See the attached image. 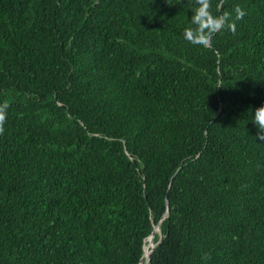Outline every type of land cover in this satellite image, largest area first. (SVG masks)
Returning <instances> with one entry per match:
<instances>
[{
    "label": "trees",
    "instance_id": "16d2710c",
    "mask_svg": "<svg viewBox=\"0 0 264 264\" xmlns=\"http://www.w3.org/2000/svg\"><path fill=\"white\" fill-rule=\"evenodd\" d=\"M193 4L0 0V264H264V0Z\"/></svg>",
    "mask_w": 264,
    "mask_h": 264
},
{
    "label": "clouds",
    "instance_id": "9594fccd",
    "mask_svg": "<svg viewBox=\"0 0 264 264\" xmlns=\"http://www.w3.org/2000/svg\"><path fill=\"white\" fill-rule=\"evenodd\" d=\"M193 7L194 12L190 18L192 26L185 28L182 33L183 39L189 44L193 46H207L214 34L225 29L235 33L236 24L230 12L214 16L209 10L210 0H194ZM234 11L235 20H240L246 15V12L240 7H236ZM6 109L7 105H0V133L4 130L3 126L7 116ZM251 119L258 130V139L264 140V106L257 108L252 113Z\"/></svg>",
    "mask_w": 264,
    "mask_h": 264
},
{
    "label": "bare ground",
    "instance_id": "6f19581e",
    "mask_svg": "<svg viewBox=\"0 0 264 264\" xmlns=\"http://www.w3.org/2000/svg\"><path fill=\"white\" fill-rule=\"evenodd\" d=\"M153 222H154V221H153ZM158 233H159V227H155L153 237L147 239L146 244H144V245H145V247H144V254L142 255V256H143V260L146 259L147 255H148V252H149V249L152 247V244H153L152 239L154 238L155 234H158ZM160 233H161V232H160ZM153 240H154V239H153ZM158 241H159V240H158ZM160 242H161V241H160ZM154 244H155V243H154Z\"/></svg>",
    "mask_w": 264,
    "mask_h": 264
},
{
    "label": "water",
    "instance_id": "95a60500",
    "mask_svg": "<svg viewBox=\"0 0 264 264\" xmlns=\"http://www.w3.org/2000/svg\"><path fill=\"white\" fill-rule=\"evenodd\" d=\"M154 229H155V227H154ZM154 229L152 230L150 236H149L147 239L153 237V235H154ZM156 244H158V243H156ZM156 244H154V243L152 244L151 250L148 252V255H147L146 259H145V264H148V263H149L150 254H151V252H152V250L154 249V247H155ZM142 261H143V257L141 258L139 264H142Z\"/></svg>",
    "mask_w": 264,
    "mask_h": 264
},
{
    "label": "rangeland",
    "instance_id": "374dc122",
    "mask_svg": "<svg viewBox=\"0 0 264 264\" xmlns=\"http://www.w3.org/2000/svg\"><path fill=\"white\" fill-rule=\"evenodd\" d=\"M158 234H159V233H158ZM158 234H157V235H158Z\"/></svg>",
    "mask_w": 264,
    "mask_h": 264
}]
</instances>
